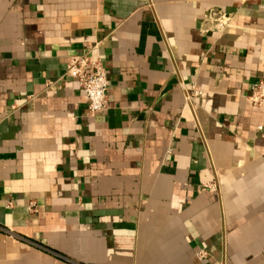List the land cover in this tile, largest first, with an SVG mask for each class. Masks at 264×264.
<instances>
[{
  "label": "crops",
  "instance_id": "1",
  "mask_svg": "<svg viewBox=\"0 0 264 264\" xmlns=\"http://www.w3.org/2000/svg\"><path fill=\"white\" fill-rule=\"evenodd\" d=\"M259 80L264 0H0V264H264Z\"/></svg>",
  "mask_w": 264,
  "mask_h": 264
},
{
  "label": "built area",
  "instance_id": "2",
  "mask_svg": "<svg viewBox=\"0 0 264 264\" xmlns=\"http://www.w3.org/2000/svg\"><path fill=\"white\" fill-rule=\"evenodd\" d=\"M209 21L217 29H225L231 25V18L222 11H213ZM65 74L75 78L80 87L84 90L88 100V114L96 116L102 113L108 107V90L110 87L109 74L99 56L74 55L71 56ZM254 105L264 103V80H259L252 85L249 96ZM29 209H37L34 202L29 203Z\"/></svg>",
  "mask_w": 264,
  "mask_h": 264
}]
</instances>
